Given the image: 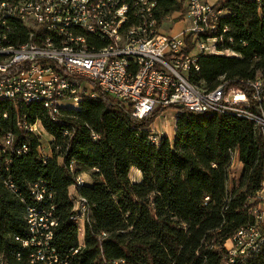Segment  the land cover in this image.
<instances>
[{
	"label": "trees",
	"instance_id": "1",
	"mask_svg": "<svg viewBox=\"0 0 264 264\" xmlns=\"http://www.w3.org/2000/svg\"><path fill=\"white\" fill-rule=\"evenodd\" d=\"M160 5L159 22L182 9L178 0H162ZM214 7L223 12L218 33L223 40L217 48L232 55L201 56L200 72L190 81L215 89L224 79L229 88H244L257 72H264V0H219ZM15 27L24 42L26 30ZM95 92L77 109L63 110L57 122L40 103L16 111L10 102L0 101V132H14L16 148L28 146L21 155L1 158L0 264H30L23 241L28 239L26 214L33 203L29 184L36 181L53 196L58 221L53 245L64 256L79 249L74 199L87 201L85 247L72 257L77 264H203L204 259L218 264L219 255L210 246L223 244L255 221L250 211L263 181L264 141L253 125L230 114L182 111L174 140L159 134L156 143L151 127L168 109L138 120L130 108ZM4 113L9 120H3ZM23 113L30 122L40 120L51 136L48 152L43 141L15 126ZM235 149L242 174L229 191L230 151ZM133 168L141 172V182L130 179ZM87 174L92 183L77 186L72 195L76 178ZM9 181L15 191L5 186ZM102 233L109 236L101 249ZM241 264H264V242Z\"/></svg>",
	"mask_w": 264,
	"mask_h": 264
},
{
	"label": "built area",
	"instance_id": "2",
	"mask_svg": "<svg viewBox=\"0 0 264 264\" xmlns=\"http://www.w3.org/2000/svg\"><path fill=\"white\" fill-rule=\"evenodd\" d=\"M161 1L0 0V101L10 102L16 111L40 103L49 119L57 122L63 110L77 109L84 98L95 97L97 89L130 108L138 120L160 109H174L176 115L182 111L230 114L250 122L264 141V72H257L244 88H229L224 79L215 89L190 81L191 75L200 72L201 56L222 53L217 43L223 40L218 34L223 12L207 0H178L182 9L165 20L177 15L187 26L181 36H173L161 30L165 23L157 18ZM16 25L26 30L22 43L23 33L16 32ZM2 118L9 120L8 113ZM15 126L43 141L46 130L40 120L30 122L23 113L16 117ZM154 134L153 141L158 143L159 133ZM16 140L14 132L2 128L0 170L2 157L28 151L26 144L16 148ZM230 156L228 186L236 177L233 171L242 168L239 151H230ZM74 166L72 162V171ZM85 183L80 175L72 188L75 191ZM5 186L16 190L10 181ZM29 192L33 203L26 214L28 239L23 241L30 250L29 263L77 264L72 257L85 247V225L90 220L87 201L74 199L79 249L64 256L53 245L58 221L51 192L42 181L29 184ZM255 202L250 211L253 225L241 228L223 244L210 246L219 255L218 264H241L264 242V174ZM108 236L100 235L101 249Z\"/></svg>",
	"mask_w": 264,
	"mask_h": 264
},
{
	"label": "rangeland",
	"instance_id": "3",
	"mask_svg": "<svg viewBox=\"0 0 264 264\" xmlns=\"http://www.w3.org/2000/svg\"><path fill=\"white\" fill-rule=\"evenodd\" d=\"M173 16H175L173 20H170V19H166V20L164 19L163 20V23L164 22L165 23L162 25L161 30L163 33H166L168 35L181 36V33L185 29V27L187 26V23L181 22V17H177V15H173ZM178 23H180V24H178ZM221 54L232 55L231 52H222ZM176 113H177V111L174 109L166 110V112L155 121V123L153 125L154 129L159 131V132H162L164 135H167V136L169 134L171 135L172 133H174L175 132V124H176V122H175ZM43 136H44L43 143H44L46 152H48L49 151L48 150L49 142L51 141L52 138L46 131H45ZM233 173L236 175V177H235V179H233L230 182V186L228 187L229 191L233 190L234 181L238 180V178L241 176L242 168L239 170L235 169L233 171ZM84 180L87 183H90V184L92 183V179L90 178V176L88 174L84 175ZM70 192L72 195L75 194V191L73 188H71ZM262 208L264 209V207H262Z\"/></svg>",
	"mask_w": 264,
	"mask_h": 264
},
{
	"label": "crops",
	"instance_id": "4",
	"mask_svg": "<svg viewBox=\"0 0 264 264\" xmlns=\"http://www.w3.org/2000/svg\"><path fill=\"white\" fill-rule=\"evenodd\" d=\"M209 3H211L212 5H216V3L219 1V0H207ZM181 23V22H180ZM178 23V24H180ZM166 34V33H165ZM161 117V116H160ZM176 119H177V115L175 116V122H176ZM176 128V127H175ZM151 129L155 132H158L159 134H162L164 135L162 132H159L157 130L154 129V126L151 127ZM167 136V135H166ZM169 139L171 141L174 140L175 138V132L172 133L171 135L169 134L168 135ZM130 179L132 180V182H135V183H138V182H141L142 180V174L140 171H138L137 169L133 168L131 169V172H130Z\"/></svg>",
	"mask_w": 264,
	"mask_h": 264
}]
</instances>
